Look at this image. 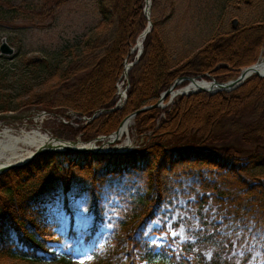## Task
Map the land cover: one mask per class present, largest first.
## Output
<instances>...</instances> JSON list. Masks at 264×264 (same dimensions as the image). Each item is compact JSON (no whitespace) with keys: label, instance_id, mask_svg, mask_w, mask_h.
I'll return each mask as SVG.
<instances>
[{"label":"trees","instance_id":"16d2710c","mask_svg":"<svg viewBox=\"0 0 264 264\" xmlns=\"http://www.w3.org/2000/svg\"><path fill=\"white\" fill-rule=\"evenodd\" d=\"M100 4L104 19L114 13L117 20L116 36L103 54L82 70L77 65L79 59L70 60L65 67L60 61L62 55L52 61L41 59L33 64L38 71L21 81L23 93L57 76L58 84L65 87L59 109L90 118L102 109L114 108L122 62L129 46L135 45L145 30L147 18L144 0H110L113 12ZM237 37L238 32H234L230 42ZM263 37L253 38L256 50L250 57L227 63L234 67L255 64ZM144 42L143 53L128 71L130 87L124 107L98 114L86 126H69L73 137L82 134L91 139L116 131L126 116L153 103L162 90L181 77L182 68H171L155 29L147 33ZM225 44L212 41L200 54L211 51L204 60H213L224 53ZM200 67L198 74L207 71ZM2 96L0 109L6 111L9 103ZM187 101L193 105L209 101L208 106L218 108L225 103L226 109L206 126H183L175 121L174 113ZM161 111L155 108L136 115L137 135L145 136L130 154H67L65 161L59 154H45L29 166L2 175L0 261L75 264L70 255L53 250L61 236L54 240L41 236H54L49 227L53 211L73 213L81 201L91 216L83 231L91 247V261L84 264H264V177L252 180L246 176L251 169L264 168L263 148L240 158L204 149L206 143L215 140L211 133L225 127L223 120L227 119L241 144L264 140V78L252 76L233 92L182 96L156 130L154 123ZM71 228L69 235L74 230ZM161 233L168 236L176 251H156L149 237Z\"/></svg>","mask_w":264,"mask_h":264},{"label":"rangeland","instance_id":"374dc122","mask_svg":"<svg viewBox=\"0 0 264 264\" xmlns=\"http://www.w3.org/2000/svg\"><path fill=\"white\" fill-rule=\"evenodd\" d=\"M100 3H103L109 11L113 12L110 0H102L101 2L100 0H10L8 3L0 0V44L5 42L12 49L10 53L0 51V94L3 95L1 99L9 103L7 105L9 108L6 111L0 109V115L28 113L26 117L28 119L23 118L20 122H11L10 119L0 117V131L6 127L19 130L23 124H26L27 129L39 126L42 132H46L49 136L56 137L64 142H76L78 140L85 144L95 137L85 139L82 134L73 137L69 133L70 131H67V128L71 125L74 129L79 126H86L96 115L116 111L124 107L127 97L123 98L118 95V87L120 86L121 90L127 93L130 87L129 73L126 78L121 77L116 83L114 108L111 110L102 109L90 118L86 116L79 117L76 113L72 116L64 109L58 108V105L64 99L65 87L58 84L60 81L57 76L27 93H23V89H20L21 81L31 75L33 76L38 71V67L33 64L41 59L52 61L57 55H62L60 61L64 67L67 66L70 60L79 59L77 65L79 70H82L85 66H90V60H94V58L103 54L104 48L116 36L117 20L114 13L112 16L108 15L107 20L104 19L100 12ZM150 7V28L155 29L156 36L159 37L165 50H167L171 68L178 69L180 67L183 74L173 80L167 89L162 90L158 97L152 100L153 103L141 108L158 103L160 95L182 77H195L197 80L204 79L206 81L216 80L220 83L235 80L246 67L243 65V67H234L230 66L229 63L231 61L235 63L246 49L252 48L249 43L250 40L264 36V0H152ZM233 19L237 20L236 29L231 25ZM135 21L133 20L134 25ZM251 29L255 32H252ZM234 32H238V37L231 43L230 36ZM212 41L217 45H223L226 42L225 45L228 44V46L223 54L216 55L213 60L207 58L204 60V56L209 53L212 54V52L202 55L200 52ZM258 45L259 49L256 51L255 56L257 61H261L264 59V37ZM135 47L136 44L129 46L128 53L122 62L123 67L127 64H133L131 66L133 67L137 63L143 53V46L139 55L137 49H134ZM84 55L86 57L82 58ZM202 61L205 63L210 61L211 63L207 66ZM197 66H203L200 68H206L207 71L198 74L199 68ZM192 72H195V74ZM3 75H6V77L4 78ZM78 75L79 73L75 77H78ZM72 80L71 82H73ZM187 82L183 80L182 84L174 89L176 91L175 96H172L171 93L166 97L167 99L161 101L160 107H155L162 109L160 116L154 123L156 130L165 121L166 113L170 112L176 101L184 96L179 93V90L186 88ZM245 82H242L236 88H239ZM236 88L226 92H233ZM200 93L215 95L208 92H196L194 94ZM8 94L11 97L7 98ZM43 103L51 107L41 110V104ZM210 103L209 101L206 103L197 102L193 105V103L187 101L179 111L174 113L175 121L183 126L194 123L202 126L208 125V120L226 109L225 103L219 108L216 105L213 107L208 106ZM200 105L204 106L199 107ZM75 120H78L77 123H75ZM134 120L135 118L129 124L128 135L126 134L120 137L119 140L108 143V145L105 144L106 142L98 141L96 147L120 150L126 148L128 144L130 148H136L141 143L140 138L145 135L141 137L137 135ZM229 120H223L225 127H217L211 133L216 135L215 140L206 143L204 145L206 148L210 151L229 152L237 158L246 157L257 148H263L264 150V140L261 143L248 146L241 144L240 139L231 129ZM61 155L63 156L61 160L65 161L67 153ZM22 164L27 166L29 163ZM8 172L9 170L1 173L0 178ZM246 176L252 180L262 178L264 177V168L251 169L246 173ZM55 196L58 197L57 194ZM52 215L53 223L57 225L51 227V231L55 233V237L58 234L63 236L59 244L54 247L55 251L57 253H69L71 260L76 264H81V261L84 263L90 261V249L81 236V232H77L81 231L89 220L85 206L78 204L71 217L70 214L64 211L60 213L53 212ZM71 218L74 221L73 225L76 231L73 233V240L68 238L66 234L70 230ZM42 237L47 239L48 234L42 235ZM150 242L158 248L170 246L167 242V236L164 234L151 236ZM10 263V260L0 261V264Z\"/></svg>","mask_w":264,"mask_h":264},{"label":"bare ground","instance_id":"6f19581e","mask_svg":"<svg viewBox=\"0 0 264 264\" xmlns=\"http://www.w3.org/2000/svg\"><path fill=\"white\" fill-rule=\"evenodd\" d=\"M147 6L148 4H146V7ZM137 40L138 41L136 44V49L143 43V40L141 37H139ZM255 44H256V41L252 39L250 42V46L252 48L246 49L242 53V55H240L239 60L241 59L245 60L248 57H250V54L253 52V49L255 47ZM259 62L261 63H257L256 65L255 64L251 65V67H254V68H251L250 70H248L246 76L250 77L257 73L264 74V59H262ZM126 71H127V65L125 66V69L123 71V74H124L123 77H125ZM211 88H212L211 84L207 82H196V83L190 84L188 87L183 88L182 90H179V93L185 92L189 94H194V91H199L200 89L211 90ZM215 88L216 87H214L212 91L215 90ZM123 93L124 92L121 90L119 86L118 95H121V97H123ZM171 95L175 96L176 91H173ZM201 106H204V105H200L199 107ZM129 123H130V120L129 122L126 121L123 124L121 132L119 133L117 139H119L120 137L128 133ZM54 144H58V142L51 140L50 137L46 133L44 132L42 133L38 129H32L29 131H25L22 127L19 130L18 129L13 130L11 127L10 128L6 127L4 130L0 131V168L3 167L4 165H11V164L20 163L22 161H25L29 156H31V154L33 153L35 149L43 148V146L50 147L51 145H54Z\"/></svg>","mask_w":264,"mask_h":264},{"label":"water","instance_id":"95a60500","mask_svg":"<svg viewBox=\"0 0 264 264\" xmlns=\"http://www.w3.org/2000/svg\"><path fill=\"white\" fill-rule=\"evenodd\" d=\"M247 1V0H246ZM146 4H148V6L146 7ZM151 5V0H145V9H144V12H145V18H147L148 22H147V25H146V30L139 36L142 38V40L144 39V37L147 35V33L151 30L150 29V25H151V22H150V18H149V15H150V7ZM231 25L233 26V28L237 27V20L236 19H233V21L231 22ZM0 50L2 53H10L12 52V49L10 48V46H8L7 44H5L4 42L1 43L0 45ZM142 45H140L138 48H137V51H138V55L142 52ZM258 63H261V62H258ZM133 64H130V66H132ZM256 65V64H255ZM251 68H254V67H251V66H248L246 67V69H244L237 77L235 80H231V81H227L225 83H220L216 80H214L212 83H211V90H206V89H200L199 91L200 92H208L210 94H215L216 92H226V91H231L233 89L236 88V86L240 85L242 82L246 81L248 76H246L247 74V71L250 70ZM127 75V74H126ZM255 75H258L259 77H264V74H255ZM194 78L195 77H192V78H188V77H182L181 79H178L177 81H175V83L171 86V88H169L168 90H166L165 92H163V94L160 95V99L158 101V103H155L153 105H151L150 107H144V108H141L139 109L138 111H135L131 114H129V116H127L118 126V130L116 132H114V136L117 137L119 135V133L121 132V129H122V126L123 124L126 122V121H129V119L133 118L135 115H137L138 113H140V111H145L147 109H150V108H155V107H160V103L163 99H165L168 95H170L172 92H173V89L175 87H177L178 85H180L182 83L183 80H187V81H190V82H193V83H196V81H194ZM214 91H212V89H214ZM125 95V94H124ZM181 95H187V93L185 92H182ZM126 96V95H125ZM25 115L24 114H20V115H12V116H5V115H0L1 117H11V118H14V119H20V117H23ZM104 138H107V137H97V139H95L94 142H89L88 144L89 147L87 148H67L66 147V150L68 152H73V153H87V152H92V153H95V154H98V153H107L108 151L106 149H101V148H96L95 147V142H97V140L99 139H104ZM110 142V140L108 141V143ZM73 145H76V143H72Z\"/></svg>","mask_w":264,"mask_h":264},{"label":"snow or ice","instance_id":"6c2138e0","mask_svg":"<svg viewBox=\"0 0 264 264\" xmlns=\"http://www.w3.org/2000/svg\"><path fill=\"white\" fill-rule=\"evenodd\" d=\"M81 264H84V262H83V261H81Z\"/></svg>","mask_w":264,"mask_h":264}]
</instances>
